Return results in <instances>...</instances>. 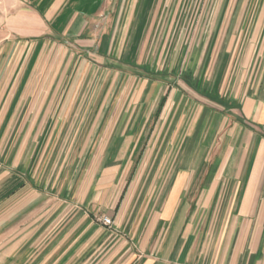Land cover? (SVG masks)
Here are the masks:
<instances>
[{"label": "crops", "instance_id": "crops-1", "mask_svg": "<svg viewBox=\"0 0 264 264\" xmlns=\"http://www.w3.org/2000/svg\"><path fill=\"white\" fill-rule=\"evenodd\" d=\"M182 1L0 0V264H264V0L211 10L214 65L199 81L214 131L230 124L221 139L235 144L211 169L203 152L200 172L236 182L206 180L192 202L186 124L159 119V103L144 122L111 101L144 70L141 48L159 44L160 15L174 16L169 45L189 41L175 16L194 1Z\"/></svg>", "mask_w": 264, "mask_h": 264}, {"label": "rangeland", "instance_id": "rangeland-1", "mask_svg": "<svg viewBox=\"0 0 264 264\" xmlns=\"http://www.w3.org/2000/svg\"><path fill=\"white\" fill-rule=\"evenodd\" d=\"M187 1L188 0H183L181 7L184 6V3H187ZM192 1H194V4L193 13L191 15L177 14L175 16V27L177 31L185 27L189 29V41L186 42V45L184 47H178L174 46L173 42L169 45L167 37L169 35L168 29L171 27V23H169L168 18H173L174 16L160 15V29L157 32V34L159 33L160 35L159 44L157 46L141 48V51L142 49L143 51H139L137 59L141 58L143 60L144 70L138 72V77L129 76L127 80V94H124L121 97L119 94H114L112 95L111 101L112 103H127V117L129 118L132 114L135 115L140 113V115H144V122H146L147 118H150L149 114L152 113L151 109L153 107L155 108V105L159 103V119H171L173 120L174 126L186 124L185 128H180L182 129L181 133L184 132L186 134L183 133V136H191L192 138L191 144L188 145V147L190 146V149L187 151L192 153V158L189 159L192 167L190 181L192 189L190 191V198L193 200L192 202H194V200L197 201V199L201 197V189L206 180L209 183L214 181L220 182L221 184H226V182L233 183L237 180H233L232 175L228 177V180L223 176L218 180L215 175L200 172L203 168L200 164H203L204 162L200 159V156H203V152H208V168L211 169V166H213L214 160L216 159L215 157L218 155H221V157L225 156L230 150L231 145L235 144H227L225 138L223 140L221 139L222 135L225 134L227 130H232L230 124L225 125L222 129L220 127L217 132L214 131V122L216 120L214 117L215 111L211 110V108L212 105L216 106V103L206 100L205 96H202L199 89L200 78H203V84H205L211 79L210 77L212 75L211 68L214 64H212V62H206V58L210 57L213 48L210 46L206 47L205 43L207 40H211V35L215 32L212 31V29H214L220 16L212 14L211 10H214L219 6L220 0ZM205 6H208L210 11L207 15H201V11H203ZM172 32L171 34H173ZM178 35L179 34L177 33V37ZM141 53H143V55H141ZM135 69L136 68H134L133 65L129 64V74ZM112 71L113 74L120 71L118 64L112 65ZM115 81H118V86H120L123 79L120 78V80H118V78L113 77V85L115 84ZM99 82L100 81L97 79L96 85L99 86ZM100 97L104 96H98V94L90 95L88 96V101L98 102ZM86 99V96H79V101H84ZM169 105L170 108L167 110V106L169 107ZM118 113L119 112H116L115 115L117 116ZM142 116H139V118L141 119ZM172 130L174 129L172 128ZM204 140L207 141V150H205L206 146H203L205 144H202ZM152 145L151 142L144 144V158H142L141 161L147 160L146 157L151 151ZM131 161L133 163L135 162L134 159ZM150 161L152 160L149 159L148 163ZM180 161L183 162V160ZM184 161L187 162V160ZM235 161L240 169L242 158ZM140 165L145 164L139 163L138 166ZM141 177V175L138 176L139 179ZM136 181H138L137 178ZM232 193L231 190L218 192L219 197L224 203L221 209L219 208L220 215H226L228 213V206L226 204L231 198H233ZM239 193L243 198L245 192L241 191ZM263 198L264 192L257 191V202L259 199L261 200ZM261 207L262 206H259V208L257 206L251 207L250 214L261 213ZM193 209H195V207H193ZM235 212H238L241 216L246 214L243 212L242 208L236 209L235 207L234 213ZM209 225L210 224L208 223V226Z\"/></svg>", "mask_w": 264, "mask_h": 264}, {"label": "built area", "instance_id": "built-area-1", "mask_svg": "<svg viewBox=\"0 0 264 264\" xmlns=\"http://www.w3.org/2000/svg\"><path fill=\"white\" fill-rule=\"evenodd\" d=\"M102 221L103 224L107 225V226H111L113 223V220L111 217L109 216H104L100 219Z\"/></svg>", "mask_w": 264, "mask_h": 264}]
</instances>
